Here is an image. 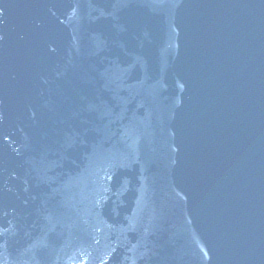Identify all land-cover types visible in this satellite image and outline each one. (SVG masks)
<instances>
[{
    "label": "water",
    "instance_id": "95a60500",
    "mask_svg": "<svg viewBox=\"0 0 264 264\" xmlns=\"http://www.w3.org/2000/svg\"><path fill=\"white\" fill-rule=\"evenodd\" d=\"M0 264H264V0H0Z\"/></svg>",
    "mask_w": 264,
    "mask_h": 264
}]
</instances>
